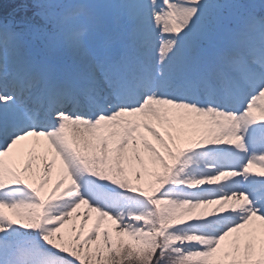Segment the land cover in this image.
<instances>
[{"label":"snow or ice","instance_id":"obj_1","mask_svg":"<svg viewBox=\"0 0 264 264\" xmlns=\"http://www.w3.org/2000/svg\"><path fill=\"white\" fill-rule=\"evenodd\" d=\"M0 264H264V0H0Z\"/></svg>","mask_w":264,"mask_h":264},{"label":"rangeland","instance_id":"obj_2","mask_svg":"<svg viewBox=\"0 0 264 264\" xmlns=\"http://www.w3.org/2000/svg\"><path fill=\"white\" fill-rule=\"evenodd\" d=\"M131 179L133 180L134 183H136L134 176H132ZM139 183H140L141 187H144L145 189L148 188L147 178H145L144 180L140 181ZM5 210L9 211V209H5ZM8 213L11 214L10 212H8Z\"/></svg>","mask_w":264,"mask_h":264},{"label":"bare ground","instance_id":"obj_3","mask_svg":"<svg viewBox=\"0 0 264 264\" xmlns=\"http://www.w3.org/2000/svg\"><path fill=\"white\" fill-rule=\"evenodd\" d=\"M79 211H80L81 215L84 216V213H85L86 211H84L82 208H81ZM86 213H87V212H86ZM88 217H89V213H88Z\"/></svg>","mask_w":264,"mask_h":264}]
</instances>
